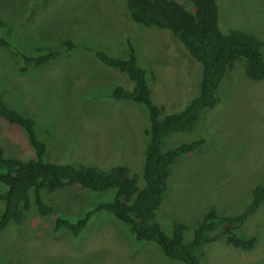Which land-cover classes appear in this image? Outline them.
<instances>
[{"label": "rangeland", "instance_id": "374dc122", "mask_svg": "<svg viewBox=\"0 0 264 264\" xmlns=\"http://www.w3.org/2000/svg\"><path fill=\"white\" fill-rule=\"evenodd\" d=\"M216 1L222 30L242 29L264 41V0ZM0 17L20 44L55 48L70 39L77 45L41 64L27 65L23 73L14 70L16 57L0 47L3 100L34 120L37 135L39 130L47 134L45 140L38 135L47 146L43 158L102 168L124 164L142 182L148 111L141 103L110 97L115 86L131 89L133 83L103 64L94 51L126 58L127 40L133 42L138 64L151 77V99L166 113L180 110L198 93L202 65L170 30L130 20L125 0H0ZM7 79L12 80L9 89ZM200 132L205 143L172 166L168 193L155 212L167 234L173 223L184 224L186 240L210 207L219 215H237L250 202L253 187L264 186V80L250 79L237 60L218 88L216 103L197 126L173 133L162 147ZM0 146L6 155L21 159L33 150L26 132L2 118ZM82 188L55 190L47 200L55 212L77 214L112 193ZM33 201L31 197L25 220L0 232V264H181L166 257L156 243L137 240L107 210L93 213L72 236L64 229L54 231V215L40 216ZM2 209L0 200V213ZM263 227L264 209L259 206L235 230L255 237L251 250L226 244L220 233L201 247L205 256L200 262L264 264Z\"/></svg>", "mask_w": 264, "mask_h": 264}, {"label": "trees", "instance_id": "16d2710c", "mask_svg": "<svg viewBox=\"0 0 264 264\" xmlns=\"http://www.w3.org/2000/svg\"><path fill=\"white\" fill-rule=\"evenodd\" d=\"M125 2L130 20L142 26L170 30L187 53L202 65L198 93L180 110L166 113L163 105L151 99V77L147 79L146 70L138 64L133 42L127 40L129 55L126 58L109 55L101 50L94 51L103 64L126 74L133 83L131 89L115 86L110 97L141 103L148 111L149 124L143 129L146 135L141 170L143 181L139 182L137 173L124 164L102 168L44 159L47 146L40 138L45 140L47 134L39 130V138L34 120L8 106L0 91V118L23 129L33 149L30 156L21 159L6 155L0 146V184L5 187V190H0V200L3 201L0 232L9 224H19L26 219L31 209V197H34L33 205L40 216L54 215V231L64 229L76 236L93 213L104 209L125 224L127 231L137 240L156 243L166 257L178 260L181 264H202L200 258L205 255L201 253V247L216 240L220 233L224 235L226 244L240 250H251L255 237L238 235L235 230L259 206L264 209L262 184L253 187L250 202L237 215H219L214 207H210L193 228L189 240L184 238L186 226L179 222L173 223L171 233L167 234L160 226L155 212L168 193L172 166L180 157L199 150L205 143L201 132L191 140L163 148L165 139L173 136V133L188 132L197 126L203 113L216 103L218 88L237 59L244 64L250 79H264V41L242 29L222 30L219 27L216 0H185V3L178 0ZM17 40L11 26L0 17V47L16 57L19 64L14 70L20 73L26 70L27 65L41 64L77 47L70 39L55 48L40 45L30 47ZM38 49L47 50L42 52ZM10 82L12 80L7 79L4 84L7 89L12 85ZM75 185L84 190H111L112 193L83 206L77 214L61 210L55 212V207L51 206L47 197L55 190ZM83 193L91 194L86 191ZM96 196L101 195L96 193Z\"/></svg>", "mask_w": 264, "mask_h": 264}, {"label": "clouds", "instance_id": "9594fccd", "mask_svg": "<svg viewBox=\"0 0 264 264\" xmlns=\"http://www.w3.org/2000/svg\"><path fill=\"white\" fill-rule=\"evenodd\" d=\"M238 60V59H237ZM244 65V64H243ZM254 80V79H253ZM261 80H264V79H260V80H258V81H261ZM16 127H18V126H16Z\"/></svg>", "mask_w": 264, "mask_h": 264}]
</instances>
